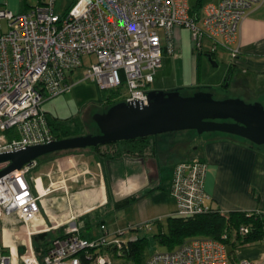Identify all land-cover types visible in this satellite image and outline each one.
I'll return each mask as SVG.
<instances>
[{
  "label": "built area",
  "instance_id": "built-area-1",
  "mask_svg": "<svg viewBox=\"0 0 264 264\" xmlns=\"http://www.w3.org/2000/svg\"><path fill=\"white\" fill-rule=\"evenodd\" d=\"M54 0H45L21 14L0 9L6 31L0 30V153L56 140L45 112L39 110L44 100L68 88L66 73L81 65V56L93 55L83 78L95 82L100 90H116L120 101L146 102L147 85L160 66L161 54L172 53L173 26L189 31L195 48L202 38L228 49L235 39L244 12L264 0H220L206 4L195 19L189 13L188 0H73L62 15L53 11ZM157 30L163 32L164 47ZM231 57L234 52H230ZM123 88V92H119ZM8 162H0V170ZM23 165L0 176V218L14 217L27 230L35 219L40 200L58 189L66 193V178L43 185L38 175L27 176L34 165ZM204 162L198 159L173 165L170 193L175 200V214L188 216L204 213L207 208L202 189ZM44 188L36 189V179ZM96 238H85L72 227L52 239L38 258L30 242L11 261L0 255V264H110L96 253L101 245L120 246L117 238L106 240L104 225ZM34 229L27 230L33 234ZM39 230L38 232L43 231ZM237 234L248 228L240 224ZM264 243V228L262 229ZM12 253V252H11ZM225 245L218 239L196 237L184 240L171 250L145 257L143 264H227ZM234 264L252 263L238 260Z\"/></svg>",
  "mask_w": 264,
  "mask_h": 264
},
{
  "label": "crops",
  "instance_id": "crops-1",
  "mask_svg": "<svg viewBox=\"0 0 264 264\" xmlns=\"http://www.w3.org/2000/svg\"><path fill=\"white\" fill-rule=\"evenodd\" d=\"M219 1L210 0L202 5L201 0L188 2L189 5L199 6L191 14L192 17L199 19L206 4H217ZM38 3L42 2L37 0L35 4ZM0 5L13 14L20 12L18 0H0ZM221 49L227 56L224 68L227 88L264 97L263 3L245 10L235 41L228 49ZM231 51L234 52L232 57ZM162 53H166L164 49ZM70 72L66 73V79ZM188 138L186 133L165 132L145 139L144 147L140 150H131L128 145L119 143L112 153L108 146H100L97 149L71 151L45 161L52 163L51 168L55 165L54 169L59 175L54 177L51 168L45 170L38 175L43 185L47 184L46 180L55 183L61 178L75 182L70 185L68 193L54 192L41 198L38 213L32 220L35 221L34 233L50 231L60 234L76 227L80 236L96 238L101 234L99 228L96 235L84 232V226L87 228L90 225L86 217H98L107 205H112L115 209L127 207L133 214L131 220L134 216L139 217L140 222L147 224L145 228L153 234L156 230L154 221H162L176 209L169 189L172 167L177 162L189 159H198L205 164L202 189L206 194L203 201L206 208L224 215L245 212L257 213L264 218V149L237 136L206 134L202 140L200 138L199 145L189 150ZM85 174L86 185L82 186L78 183L81 181L78 175L84 178ZM76 177L80 181H76ZM94 224L98 225L99 221H94ZM118 229L121 240L145 236L140 234L138 225L133 226L129 222ZM229 243L227 250L231 258L227 264L238 260L264 262V243L256 240L242 244L235 241Z\"/></svg>",
  "mask_w": 264,
  "mask_h": 264
},
{
  "label": "rangeland",
  "instance_id": "rangeland-1",
  "mask_svg": "<svg viewBox=\"0 0 264 264\" xmlns=\"http://www.w3.org/2000/svg\"><path fill=\"white\" fill-rule=\"evenodd\" d=\"M18 1L19 14H21L24 9H28V6H32L37 2V0ZM40 1L44 2L45 0ZM192 1L193 0H188L189 3ZM201 1L202 5L210 0ZM71 2L72 0H54V13L57 15L64 14L71 5ZM0 9L6 10L3 8V5H0ZM0 30H7L4 19L0 20ZM157 34L160 45L164 46L163 32L157 30ZM171 35L173 51L172 53H162L160 66L155 70L152 76V81L146 87L147 90L177 89L182 96L190 95L195 91H209L214 99L238 98L245 103L257 102L264 108V97L261 94L242 93L241 91L227 88L226 79L224 80V68L227 63V56L224 53L225 51L222 50L219 45H215L214 48H216V50L212 52L211 41L202 38L200 47L195 48L189 37V31L180 26H173ZM80 60L81 65L73 69L67 75L68 88L62 93L41 102L39 110L45 112L49 119L55 118L59 122H66L68 130L74 135L96 134L98 130L90 116L93 113L104 111L107 107L100 101L101 91L95 82L83 78L88 65L91 62H94V56L83 55ZM123 90L124 89L121 88L119 92L121 93ZM173 132H179L180 134L186 133L188 135L189 138L187 140V145L189 147H187L189 150L193 146L199 145L200 138L202 140V136L206 134H222L219 132L196 134L194 130H179ZM66 153L68 152H58L49 156L43 155L36 158L34 160V163L36 164L29 169L27 176L30 177L41 174L52 166L51 162L47 163L45 161H49L52 157H61ZM44 162L45 164H43ZM54 166L50 170L54 174L53 176L57 177L59 173L54 169ZM78 176L81 177V181L78 179L79 177L75 178L76 181H80L78 183L85 186L86 174L83 175L84 178L80 175ZM38 180L39 179L37 178L36 182ZM51 180L54 181L53 179ZM83 180L85 183H83ZM74 182L75 181L65 180L66 193L69 192L71 188L70 185L72 186ZM46 183L48 184V180H46ZM54 192L60 194L65 193L64 189H58ZM131 215L133 214H131V210H127V207L115 209L112 205H107L98 217H94L93 215H88L86 217L88 224L90 225L84 229V232L87 233V235H96L99 230L98 225L94 224V221L102 219L104 228L107 231V235H105L106 240L117 238L120 242H126V238L121 240V235L118 234L120 232L118 228L124 227L125 224L129 222L132 223L133 226L138 225L140 228V234L147 237L146 244L142 251L144 258L151 253L164 251L165 247L150 237L151 233L145 228L148 225L141 223L140 218L137 216H134L131 220ZM34 224L35 221H32L33 229L35 226ZM112 229H116L114 230L115 232ZM27 230H31L30 224L27 225ZM27 230L14 217L0 218V255L8 254L10 255L11 261H14V252L16 251V256L21 254L24 251V245H27V242L31 241L32 234L28 235ZM4 238H6L7 243H4ZM19 247L23 248L21 253L17 251ZM12 249H14V252H12ZM99 254L105 257L110 264H125L121 258L111 253L107 248L99 251ZM18 264L20 263L18 262Z\"/></svg>",
  "mask_w": 264,
  "mask_h": 264
},
{
  "label": "water",
  "instance_id": "water-1",
  "mask_svg": "<svg viewBox=\"0 0 264 264\" xmlns=\"http://www.w3.org/2000/svg\"><path fill=\"white\" fill-rule=\"evenodd\" d=\"M145 98L144 104L134 99L118 101L100 113L91 114L96 134L74 135L1 152L0 162L8 164L0 170V176L57 151L179 130H194L196 134L219 132L243 138L255 146L264 144V108L257 102L214 99L209 91L182 96L177 89L148 90Z\"/></svg>",
  "mask_w": 264,
  "mask_h": 264
},
{
  "label": "trees",
  "instance_id": "trees-1",
  "mask_svg": "<svg viewBox=\"0 0 264 264\" xmlns=\"http://www.w3.org/2000/svg\"><path fill=\"white\" fill-rule=\"evenodd\" d=\"M72 3V2H71ZM195 4L189 5L190 15L198 8ZM100 90V89H99ZM101 91V103L106 107L111 104L120 101L118 98V91L116 90H100ZM105 91V92H104ZM47 123L55 134L56 139L74 136L66 122H59L55 118L49 119L46 116ZM223 134V133H222ZM227 135V134H225ZM233 136V135H231ZM236 137V136H235ZM148 137L136 138L126 141L111 142L102 145H96L93 147H86L84 149H97L100 146H108L109 151L112 153L114 147L123 143L128 145L131 150H140L144 147L145 139ZM240 138V137H239ZM243 139V138H242ZM245 140V139H243ZM247 141V140H245ZM248 142V141H247ZM250 143V142H249ZM251 144V143H250ZM81 149H69L58 152H71ZM54 153H50L52 155ZM99 224L103 223L98 220ZM156 230L151 234V238L157 241L159 244L165 247V250H171L181 242L187 239L196 237H206L220 240L226 248L228 261L230 260V254L227 250L229 242H237V244L247 243L250 241L262 242V229L264 228V218L257 213H245V212H229L227 214H221L215 210H207L204 213L179 216L173 213L170 216L165 217L162 221L155 220ZM243 224L248 228V232L244 235L237 234V227ZM86 228V226H84ZM232 232L234 237L232 236ZM235 232V233H234ZM60 234H53L52 232H43L31 235V246L35 255L40 258L41 255L47 250L51 241L55 237L61 236ZM81 235L80 232H78ZM232 237V238H231ZM147 237L141 236L126 242H120V246L116 247L112 244L101 245L97 248L96 253L102 251V249H108L111 253L123 260L125 264H143L144 257L142 255L143 247L146 244ZM263 243V242H262ZM22 247L18 248V252H22ZM233 263V262H232ZM234 264V263H233Z\"/></svg>",
  "mask_w": 264,
  "mask_h": 264
},
{
  "label": "bare ground",
  "instance_id": "bare-ground-1",
  "mask_svg": "<svg viewBox=\"0 0 264 264\" xmlns=\"http://www.w3.org/2000/svg\"><path fill=\"white\" fill-rule=\"evenodd\" d=\"M36 189L38 190L39 193H42V191L44 190V188L40 186L39 180H38L37 183H36ZM5 236H6V235H5ZM5 236H4V237H5ZM4 243H7L6 238H4ZM12 252H14V249H12Z\"/></svg>",
  "mask_w": 264,
  "mask_h": 264
},
{
  "label": "flooded vegetation",
  "instance_id": "flooded-vegetation-1",
  "mask_svg": "<svg viewBox=\"0 0 264 264\" xmlns=\"http://www.w3.org/2000/svg\"><path fill=\"white\" fill-rule=\"evenodd\" d=\"M226 121H229V120H226ZM257 147H261V148L264 149V144H262V145H258Z\"/></svg>",
  "mask_w": 264,
  "mask_h": 264
}]
</instances>
